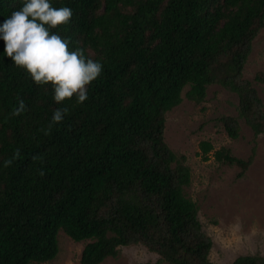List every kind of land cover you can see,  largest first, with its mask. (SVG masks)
<instances>
[{
    "label": "trees",
    "instance_id": "trees-1",
    "mask_svg": "<svg viewBox=\"0 0 264 264\" xmlns=\"http://www.w3.org/2000/svg\"><path fill=\"white\" fill-rule=\"evenodd\" d=\"M25 2L0 0V26ZM50 4L73 12L50 33L103 71L87 86L85 102L74 95L58 103L51 82L37 84L7 56L0 34V264L53 260L61 230L76 242L92 241L81 264H101L136 244L166 264H213V240L184 196V157L165 142L166 114L186 87V98L201 103L217 84L238 97L239 116L254 136L264 134V102L244 78L264 29V0ZM64 107L69 112L53 123ZM220 121L238 137L234 117ZM216 157L240 162L225 150ZM231 264H264V257Z\"/></svg>",
    "mask_w": 264,
    "mask_h": 264
},
{
    "label": "rangeland",
    "instance_id": "rangeland-1",
    "mask_svg": "<svg viewBox=\"0 0 264 264\" xmlns=\"http://www.w3.org/2000/svg\"><path fill=\"white\" fill-rule=\"evenodd\" d=\"M244 78L258 90L264 102V29L253 44ZM166 114L165 142L184 157V196L198 207L204 232L213 240V264H231L241 256L264 257V134L255 137L239 116L238 97L220 85L208 88L201 103L186 98ZM234 117L240 125L232 138L220 121ZM212 149L205 153L202 144ZM225 150L240 162L225 164L216 157ZM59 251L53 260L33 264H81L82 253L91 240L76 242L63 230ZM101 264H166L142 244L120 247L118 255Z\"/></svg>",
    "mask_w": 264,
    "mask_h": 264
},
{
    "label": "clouds",
    "instance_id": "clouds-1",
    "mask_svg": "<svg viewBox=\"0 0 264 264\" xmlns=\"http://www.w3.org/2000/svg\"><path fill=\"white\" fill-rule=\"evenodd\" d=\"M72 16L71 8L52 7L50 0H26L0 26L7 56L25 67L37 84L51 82L58 103L74 95L78 103L85 102L87 86L103 71V65L85 57L82 49L70 50L68 39L50 33V28L68 23ZM68 112V107L57 109L53 123L61 122Z\"/></svg>",
    "mask_w": 264,
    "mask_h": 264
}]
</instances>
